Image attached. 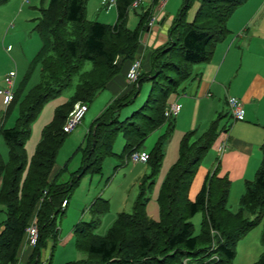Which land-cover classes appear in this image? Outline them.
<instances>
[{"label": "trees", "instance_id": "trees-1", "mask_svg": "<svg viewBox=\"0 0 264 264\" xmlns=\"http://www.w3.org/2000/svg\"><path fill=\"white\" fill-rule=\"evenodd\" d=\"M5 1L0 0V4ZM86 1L47 0L46 5L39 8L34 29L40 38V48L25 75L12 86L10 101L4 105L2 97L0 100L4 113L12 104L18 105L17 116L10 126L3 127L0 121V136L7 148L6 158L0 157V264H17L25 227L32 218L37 238L23 264H37L48 242L52 249L58 231L56 216L63 214L67 198L80 177L99 173L102 158L114 154L111 146L117 131L122 133L124 140L120 155L128 158L131 152L140 150L143 139L150 132L163 124L162 133L146 152L143 162L149 172L141 178L130 211L117 212L106 230L96 234L95 228L99 217L105 213L107 202L100 196L95 197L88 207L90 218L71 227L73 246L84 257L64 264H182L183 259L204 264L211 253L217 256L216 264H230L238 238L259 222L263 229L261 252L250 264H264V137L259 145L260 161L252 179L244 182L236 211L230 212L226 207L229 181L226 175L218 176V160L205 174L193 199L188 196L201 158L211 139L223 128L219 126L220 113L200 133L190 129L180 136L175 159L156 192V218L148 216L145 210V188L152 184L151 179L159 170L163 145L174 128L173 116L164 113L166 97L176 93L190 75L192 65L210 59L215 45L228 34L229 16L245 0H197L190 21H185L184 16L194 0H182L166 29L165 41L150 48L146 56L147 69L140 68L136 79L127 84V90L111 97L90 121L83 142L77 145L79 165L65 180L57 181L66 167L64 163L53 172L55 155L69 133L62 131L68 112L75 102L84 103L87 108L96 94L127 64L125 74L140 48L141 31L147 28L152 8L159 0H147L131 29L126 27L125 21L134 0H115L112 24L87 20ZM101 3L108 4L107 1ZM84 61H89L90 67L80 71ZM36 65L39 67L38 80L27 88L25 81ZM75 74L77 82L72 94L53 108L27 158L24 143L30 123L42 105L58 96ZM140 78L150 79L148 96L140 108L118 120L120 108L130 103L137 93ZM61 201H65L63 207ZM197 212L201 218L193 233L189 217Z\"/></svg>", "mask_w": 264, "mask_h": 264}, {"label": "rangeland", "instance_id": "rangeland-1", "mask_svg": "<svg viewBox=\"0 0 264 264\" xmlns=\"http://www.w3.org/2000/svg\"><path fill=\"white\" fill-rule=\"evenodd\" d=\"M46 1L47 0H28L27 3H23L21 0H6L4 3L0 4V89L5 88L2 77L8 71L14 72L15 75L13 81L16 84L22 79L26 71L29 69L31 59L40 48V38L34 27L39 16V8L44 7L46 5ZM101 2L102 0H87L84 10L85 17L87 20H96L104 22L105 24H112L115 18L114 5L103 6ZM181 3L182 0H165L164 4L159 8L158 2L157 5L152 8V14L157 12L158 9V12L162 11L165 17L167 16V18H170L171 20L175 18ZM146 4L147 0H141L137 7L128 8L125 21L127 28L131 29L135 27L138 18L137 14L141 12ZM241 4H243V7L246 9H259L260 7L264 8V0H245ZM241 4H239V6ZM196 6L197 0L192 1L189 8L186 10L184 16L185 21H190L192 19ZM260 12L261 10H258L254 17H257ZM263 25L264 18H262L260 26L258 25V33L260 34H264ZM142 33L143 31H141V34ZM230 34L231 33H228L226 37L220 42L228 39ZM140 43L141 42L139 41V44ZM139 47L140 49L144 48V52L142 53L143 57H138L140 70V63L142 59L148 55L150 48L153 46H142L141 43ZM89 67L90 62L84 61L80 71L87 70ZM31 71L32 73H30L28 76V80L25 81L27 88L38 80V65L34 66ZM76 82L77 74L72 76L69 85L63 89V91L58 96L47 100L42 105V109L30 123L29 135L24 143L27 158H29L31 155L34 145L39 138L40 129L49 120L53 108L72 94ZM150 88V79L140 78L137 93L130 103L120 108L117 113V119L123 120L126 116L128 117L132 111L140 108L148 96ZM170 95H172V93L166 97L167 102H169L168 98ZM110 96L111 93L107 89L99 91L94 99L89 104H87V111L84 113L80 122L75 126V128H73V131L67 135L60 145L55 155L54 163H56L58 166H62L65 160V163H67L65 169L61 172L62 174L58 177L57 181L65 180L68 173L73 171L79 165L80 151L77 145L79 142H83L81 138H83L90 120H92L98 114ZM1 97L2 94H0V100ZM17 110L18 105L14 103L11 105L9 110L4 113V107L0 102V121L2 120L1 125L3 127H8L13 123L15 117L17 116ZM220 115L221 118L219 119V124L222 117L226 116L225 112H221ZM227 117L229 118L228 115ZM225 126L227 127V125ZM159 128L160 127L156 128L154 132H150L143 139L140 150L138 151H148L151 148L153 143H150V139H152V137H156ZM203 129L204 128H198V132ZM155 132L156 134H154ZM219 133L220 132H218V134ZM172 136L173 135L171 133L163 145L162 160L157 174L153 179H151L152 184L148 188H145V210L146 212H149V210L155 212V215L152 218H156L157 214V205L155 202L157 189L168 166L175 159V156L171 157V151L173 150ZM217 136L218 135H215L214 139H211L210 145L201 158L198 167L201 165L202 161H206V159L210 157L211 152L213 151L212 146L215 144ZM123 141L122 133L117 131L113 136L111 146V151L114 154L104 156V158H102L99 173L82 175L77 183V186L69 194L67 198V206L65 207L63 214L61 216H56V226L58 231L57 237L54 239V244L51 249V255L47 260L49 264H64L69 260H75L84 257L82 252L77 251L74 248L72 241L66 244V241H60V239H63L65 231H68L72 224H75L80 220L86 221L90 218L88 207L95 197L100 196V198L105 199L107 202L105 213L99 217V223L95 228L96 234H102L106 230L117 212L130 211L132 201L135 199L138 193L141 178L142 176H145V174H148L149 171L146 163H138L135 165L134 163L136 162H131L129 158L120 155L124 145ZM219 147L220 145L216 150H218ZM175 154L176 153L173 155ZM6 155L7 148L0 136V157L5 159ZM217 158L218 157L214 158V164L209 169V171L215 166ZM232 187L231 189L229 187L226 198V207L230 212L237 210L240 196L239 193H236ZM192 190L193 184H191L190 191L188 192L191 198H193L194 193ZM196 191L197 189L195 192ZM0 217H2L1 214ZM200 218V212H197L193 216L189 217V221L193 226V233H195L198 229ZM60 230H62L61 235ZM262 231V225L261 222H259L255 227L238 238L234 246V257L232 258L230 264H250L257 258V255L261 252L260 238ZM182 264L196 263L193 261H188L187 259H183Z\"/></svg>", "mask_w": 264, "mask_h": 264}, {"label": "crops", "instance_id": "crops-1", "mask_svg": "<svg viewBox=\"0 0 264 264\" xmlns=\"http://www.w3.org/2000/svg\"><path fill=\"white\" fill-rule=\"evenodd\" d=\"M243 6V4L238 5L226 22L228 33H231L229 38L215 45L207 62L191 66V73L188 78L179 85L176 93L170 95L169 102L166 103H175L179 106L177 113L172 117L174 128L172 130L173 150L171 157L176 156L173 154L176 153L178 140L185 131L196 129L198 132V128H205L218 113L227 112L220 121L221 125H219L223 128L212 146L213 151L210 157L206 161H202L191 181L193 184L192 191H194L193 197L199 190L205 174L214 164V158L218 157V176L226 175L230 189L233 185L232 188L239 195L242 193L245 180L252 179L260 161L259 145L264 137V34L258 33V25L260 26L261 20L264 18V8H252V10ZM258 10L261 12L257 17H254ZM157 14V22L146 28L140 35L142 46L155 47L166 39V29L170 23V18L165 17L162 11ZM137 51L135 57H141L144 48H138ZM126 65L107 82L104 89L111 93L108 100L127 90L129 83L124 77ZM140 65L142 70L147 69V57L142 59ZM14 83L13 81V85ZM227 96H235L241 101L243 108L241 120H234L230 117L226 105ZM163 129L164 124L160 126L156 137L162 133ZM72 131L73 129L69 133ZM154 131L155 129L152 132ZM156 137H152L150 143H153ZM219 145L221 150L218 151L216 149ZM143 152L146 153L147 151L144 150ZM138 163L144 162L134 164ZM60 167L54 163L53 172ZM189 198L193 199L190 196ZM147 214L154 217L155 212L149 210ZM60 231L61 235L62 230ZM60 241H66V244L70 241L73 243L71 228L65 231L63 239ZM50 245L51 243L48 242L41 251L37 264L47 263L51 252ZM30 254L31 248L22 243L17 253V264H23Z\"/></svg>", "mask_w": 264, "mask_h": 264}, {"label": "built area", "instance_id": "built-area-1", "mask_svg": "<svg viewBox=\"0 0 264 264\" xmlns=\"http://www.w3.org/2000/svg\"><path fill=\"white\" fill-rule=\"evenodd\" d=\"M107 1V6L114 5L115 0H102V2ZM165 0H159L158 7L160 8ZM23 3H27L28 0H21ZM140 3V0H134L130 4V6L136 7ZM157 7V8H158ZM157 12L153 13L152 16L149 18L147 22V28L150 27L152 24H154L157 20ZM139 72V58L134 57L131 62L129 63L124 77L126 82L130 83L136 79V76ZM14 72L8 71L2 78V81L5 84L4 89H0V94H2V103L4 105L7 104V102L10 100L12 95V82L14 79ZM226 105L228 108L229 115L234 120H241L243 117V108L241 101L235 97V96H227L226 97ZM178 105L175 103H168L166 104L164 108V113L166 116H174L178 111ZM86 111V105L81 102H75L72 105V108L68 112L65 121L62 125V131L63 132H69L75 125H77L83 114ZM218 150H221V146L218 148ZM147 157V154L143 151H133L129 154L128 158L131 162H137V161H145ZM65 201H61V207L64 206ZM212 233H216L211 231ZM37 238V229L35 226V219L32 218L31 221L28 223V225L25 227V234H24V240L23 243H25L28 247L34 246ZM217 260V256L214 253H211L208 258L204 261V264H216L215 261Z\"/></svg>", "mask_w": 264, "mask_h": 264}, {"label": "clouds", "instance_id": "clouds-1", "mask_svg": "<svg viewBox=\"0 0 264 264\" xmlns=\"http://www.w3.org/2000/svg\"><path fill=\"white\" fill-rule=\"evenodd\" d=\"M157 19H158V14H157ZM156 22H157V20H156Z\"/></svg>", "mask_w": 264, "mask_h": 264}]
</instances>
